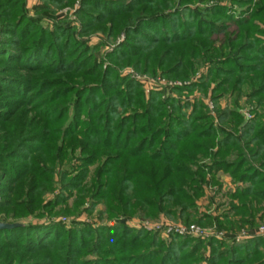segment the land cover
Masks as SVG:
<instances>
[{"label": "rangeland", "instance_id": "374dc122", "mask_svg": "<svg viewBox=\"0 0 264 264\" xmlns=\"http://www.w3.org/2000/svg\"><path fill=\"white\" fill-rule=\"evenodd\" d=\"M0 54V264H264V156L215 166L264 122V0H0ZM170 116L219 134L171 178L193 204L117 205Z\"/></svg>", "mask_w": 264, "mask_h": 264}, {"label": "trees", "instance_id": "16d2710c", "mask_svg": "<svg viewBox=\"0 0 264 264\" xmlns=\"http://www.w3.org/2000/svg\"><path fill=\"white\" fill-rule=\"evenodd\" d=\"M1 55L3 54H0V56ZM255 97H260V94L256 93ZM260 103L264 104L263 99H260ZM150 108L154 109V107L151 106ZM222 114L223 115H221L220 119L226 117L225 111ZM204 116L205 115L203 113H195V119H205L206 117ZM173 118L174 117L171 118L170 116L169 122H167V124L170 127L171 125L173 126L177 122V127L173 126V129H175L173 131H170V128H167V130L164 129L163 132L160 133V136L164 134L165 139L160 140V143H156L160 136L157 137V135H153V133L151 140L149 139V141L145 138V141H140L138 144L132 145V147H130L131 145L128 144V147H130V157L132 158H136L139 155L141 156V153H145V151H147L149 164L151 166V168L148 170L152 171L153 175L145 174L146 172L150 174L147 170H141V173L140 171H138V169H131L132 174L129 171V174L126 176L128 177L131 175L133 177L136 175H140L139 178L141 180L137 179L138 183L136 188L130 187L127 189V191H124L125 189H121L119 191L118 196L120 195V197H124V199L122 200L118 198L119 202L117 205L125 208H130L132 206H135L133 205L134 200L138 201V199H141L142 205L145 208H148L151 206L152 201H150V199H146V196H149L150 194H153L159 200V204L157 203V205H159V207L161 206V208L159 209L160 211L164 210L163 205L165 204V202L167 205L171 206L167 209V214H171V211L173 210L172 208L174 207L180 208L179 210H181L182 213H186L187 206L185 204H189V202H192L191 204H193V197L189 194H186L184 191V186L181 185L182 180H171V178H174L175 174L180 171L181 161L183 162L187 159L186 162H193L195 160L196 155L200 152H203V154L207 153V155H209L210 152L208 154V149L211 147L209 146V144H215V140L217 136H219V134L216 131H213V128L209 125H206V123H200L201 121H197L198 123H193L192 131H180L182 125L185 124ZM236 119L238 121L240 118L236 117ZM152 123L153 122H149V125ZM159 124L162 125L165 123L160 122ZM209 124L212 123L210 122ZM141 134L145 135L146 133L141 132L140 135ZM233 136L234 135H232L230 132L222 131L220 133V151L218 152V155L221 159L219 160L217 156L215 157V166L217 168L221 167L226 163L225 160L227 155H231V152L235 153L236 151L240 150L243 154L245 152V147L251 150V155L254 158L264 156V122L261 121V119L258 118L252 124L245 126L244 132L242 133L244 144L239 145L238 141L237 143L232 142ZM199 140H205L206 142L208 141V145H206L207 143H200ZM156 144H158V146H156ZM145 148H147L148 150H146ZM201 148H203V151H201ZM189 150H194L195 152L191 154ZM243 156L244 157L242 158L244 160L246 154L244 153ZM228 166L229 163L226 165V167ZM159 169L161 171L163 170L162 175L161 172H159ZM254 172L256 173V170ZM233 175L237 177L238 172L236 171V174ZM241 179L245 180L247 179V176L243 174ZM260 183L261 180L259 182V185L255 187H261ZM165 185L168 189L160 197L159 188H162ZM175 185H178L179 187H175ZM192 190L197 192L196 187H192ZM249 192L250 193L246 191V194H243L245 195L243 196V198L250 195L253 196L252 198H255L257 201H264L263 187L261 189H256L255 191ZM166 195L169 196L168 199L165 198ZM157 205H155L154 203V206Z\"/></svg>", "mask_w": 264, "mask_h": 264}, {"label": "built area", "instance_id": "2783aa9c", "mask_svg": "<svg viewBox=\"0 0 264 264\" xmlns=\"http://www.w3.org/2000/svg\"><path fill=\"white\" fill-rule=\"evenodd\" d=\"M178 231L179 232H182V233H192V232H199L200 229L198 227H195V226H192V227H189V228H178ZM258 233H260L261 235H264V227H261L258 231Z\"/></svg>", "mask_w": 264, "mask_h": 264}, {"label": "water", "instance_id": "95a60500", "mask_svg": "<svg viewBox=\"0 0 264 264\" xmlns=\"http://www.w3.org/2000/svg\"><path fill=\"white\" fill-rule=\"evenodd\" d=\"M4 226L0 225V228H3Z\"/></svg>", "mask_w": 264, "mask_h": 264}]
</instances>
